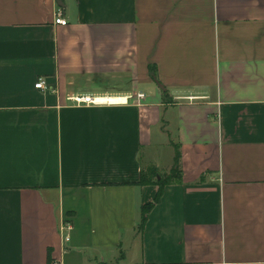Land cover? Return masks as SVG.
Instances as JSON below:
<instances>
[{
	"label": "crops",
	"instance_id": "0c3cea01",
	"mask_svg": "<svg viewBox=\"0 0 264 264\" xmlns=\"http://www.w3.org/2000/svg\"><path fill=\"white\" fill-rule=\"evenodd\" d=\"M61 1L0 0V264H264V0Z\"/></svg>",
	"mask_w": 264,
	"mask_h": 264
},
{
	"label": "trees",
	"instance_id": "16d2710c",
	"mask_svg": "<svg viewBox=\"0 0 264 264\" xmlns=\"http://www.w3.org/2000/svg\"><path fill=\"white\" fill-rule=\"evenodd\" d=\"M153 74H156L155 69L151 68ZM165 102H169L170 98L168 94L164 93ZM175 162L173 167L169 172H162L157 166L149 165L145 166L142 169L141 180L139 181V185L147 186V185H157L159 186V191L157 196L155 197L154 202H150L148 204L143 205L142 207V217L140 225L143 227L147 221V215L149 211L154 207L155 203H158L161 199L164 189L167 185L182 182L183 171L181 168V151L179 145L175 146Z\"/></svg>",
	"mask_w": 264,
	"mask_h": 264
},
{
	"label": "rangeland",
	"instance_id": "374dc122",
	"mask_svg": "<svg viewBox=\"0 0 264 264\" xmlns=\"http://www.w3.org/2000/svg\"><path fill=\"white\" fill-rule=\"evenodd\" d=\"M173 129L175 132H173ZM168 130L169 137H174L177 134V130L174 126H169ZM155 137L156 140L153 147L144 150L143 158L147 161L149 158L151 159L153 157L158 162L157 167H159L162 172H169L171 169L169 167L172 165L174 160V149L168 142L170 138L165 136L162 137L161 135ZM165 138L167 140L163 142V139Z\"/></svg>",
	"mask_w": 264,
	"mask_h": 264
},
{
	"label": "built area",
	"instance_id": "2783aa9c",
	"mask_svg": "<svg viewBox=\"0 0 264 264\" xmlns=\"http://www.w3.org/2000/svg\"><path fill=\"white\" fill-rule=\"evenodd\" d=\"M54 22L57 25H67L68 20L65 18L62 10L57 11ZM35 86L38 89H45L46 81L43 78H40V80ZM139 97L140 98L144 97V94H139ZM68 99L73 101L77 105H83V104L93 105V104H104V103L110 102V100H107L104 97L94 96L90 94H76V95L70 96ZM190 100H193V99L190 98ZM71 228H72V224L70 222H64L61 226V230L63 233L71 230ZM62 237L64 238L65 241L70 240V236L68 234Z\"/></svg>",
	"mask_w": 264,
	"mask_h": 264
},
{
	"label": "water",
	"instance_id": "95a60500",
	"mask_svg": "<svg viewBox=\"0 0 264 264\" xmlns=\"http://www.w3.org/2000/svg\"><path fill=\"white\" fill-rule=\"evenodd\" d=\"M59 3H60V5H61V6H64V4L62 3V1H61V0H59ZM158 85H159V86H160L162 89H164V87H163V85H162V84H159V83H158Z\"/></svg>",
	"mask_w": 264,
	"mask_h": 264
},
{
	"label": "bare ground",
	"instance_id": "6f19581e",
	"mask_svg": "<svg viewBox=\"0 0 264 264\" xmlns=\"http://www.w3.org/2000/svg\"><path fill=\"white\" fill-rule=\"evenodd\" d=\"M105 99L110 100V101H113V100H116V101H117V100H119V101H120V100H124V99H119V98H117V99L105 98Z\"/></svg>",
	"mask_w": 264,
	"mask_h": 264
}]
</instances>
